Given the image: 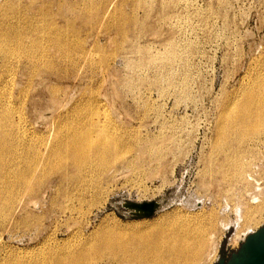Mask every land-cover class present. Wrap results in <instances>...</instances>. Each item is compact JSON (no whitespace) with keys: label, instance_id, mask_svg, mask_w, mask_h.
Listing matches in <instances>:
<instances>
[{"label":"rangeland","instance_id":"1","mask_svg":"<svg viewBox=\"0 0 264 264\" xmlns=\"http://www.w3.org/2000/svg\"><path fill=\"white\" fill-rule=\"evenodd\" d=\"M8 5L18 10L7 14V24L43 20L50 35L39 33L40 46L21 60L0 55V103L12 102L23 139L7 168L22 167L23 148L38 137L46 141L65 115L103 122L91 124L122 146L113 155L118 176L108 194L84 212L68 208L80 189L72 180L86 171L59 183L55 174L40 181L38 170L30 193L21 187L1 194L0 264H41L104 226L129 233L181 222L207 223L206 245L210 236L218 244L206 261L216 264L245 234L264 227V209L242 224L246 207L264 200V132L246 142L255 151L246 157L250 171L243 179H225L212 161L222 106L264 72V0H0V15ZM68 23L76 34L60 29ZM22 40L28 43V34ZM28 54L49 67L33 66ZM7 114L0 108L10 122ZM24 176L30 179L29 172ZM153 200L160 203L153 215L130 214L129 203ZM87 264L140 263L104 253Z\"/></svg>","mask_w":264,"mask_h":264},{"label":"bare ground","instance_id":"2","mask_svg":"<svg viewBox=\"0 0 264 264\" xmlns=\"http://www.w3.org/2000/svg\"><path fill=\"white\" fill-rule=\"evenodd\" d=\"M10 8L9 5L4 7L6 10L0 15V55L18 61L40 46L39 33L50 35L49 26L43 20L35 22L39 25L30 26L32 23L30 18L17 28L14 27L16 24H7L9 22L7 14L18 10L9 11ZM117 25L121 26L119 23ZM60 29L77 33L70 23ZM24 34H28L30 38L28 43L22 40ZM74 41L75 45L80 47L78 40ZM56 43L59 44L58 39ZM29 55L27 57L33 66L36 65L35 61H41ZM37 55H42V49ZM102 61H106V57H103ZM49 62L45 59L41 61V65L48 68ZM0 108L4 113H8L5 117H12V102L0 103ZM3 119V116H0V195H11L21 187L30 193V180L38 170L44 171L39 174L40 181L55 174L59 183H64L71 172L86 171L87 177L72 180L80 189L72 207L68 208L70 212L75 209L84 212V207L96 205L105 194H108V184L118 176L116 172L118 158L113 155L122 145L118 138L106 130H94L91 124L97 122L94 124L104 125L103 122L100 123L95 118L83 116L81 113L75 116H60L53 128L48 131L46 141L43 137H38L23 148L18 156L24 164L11 172L7 165L17 153L16 142L21 143L23 139L17 134L18 114L12 117L10 122ZM215 128L213 150L219 153L212 161H216V170L225 179H243L250 171V163L246 157L254 156L255 151L254 147L246 145V142L257 139L258 135L264 132V72H257L229 98L228 102L224 103ZM40 147L43 149H39ZM135 157L136 153L133 152L130 159H126L124 163L129 164ZM94 160L96 162H92ZM24 172H29L30 179L24 176ZM263 209V199L256 205H248L244 211L242 224L254 222L255 213ZM0 212H3L2 208ZM159 225H153L144 232L135 230L129 233H124L125 230L119 229L121 227L117 225L100 227L93 236L78 243H70L58 253L44 258L41 264H87V261H92L104 253L112 256H132L140 264H204V261L207 264V258L210 260L217 250L218 243L216 245L212 243V236L208 237L210 241L206 245L208 240L204 237V226L207 223L203 227L197 224L191 227L184 222L167 227Z\"/></svg>","mask_w":264,"mask_h":264},{"label":"water","instance_id":"3","mask_svg":"<svg viewBox=\"0 0 264 264\" xmlns=\"http://www.w3.org/2000/svg\"><path fill=\"white\" fill-rule=\"evenodd\" d=\"M158 201L132 202V216H151L158 209ZM216 264H264V227L250 232L241 241L238 248L225 257H219Z\"/></svg>","mask_w":264,"mask_h":264}]
</instances>
